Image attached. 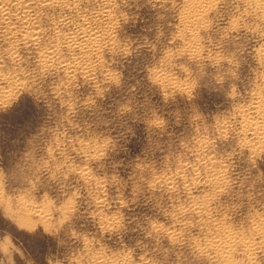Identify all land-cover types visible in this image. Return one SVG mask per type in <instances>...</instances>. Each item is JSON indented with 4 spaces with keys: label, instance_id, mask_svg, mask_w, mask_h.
Wrapping results in <instances>:
<instances>
[{
    "label": "rangeland",
    "instance_id": "1",
    "mask_svg": "<svg viewBox=\"0 0 264 264\" xmlns=\"http://www.w3.org/2000/svg\"><path fill=\"white\" fill-rule=\"evenodd\" d=\"M218 17L0 0V264H264V0Z\"/></svg>",
    "mask_w": 264,
    "mask_h": 264
},
{
    "label": "snow or ice",
    "instance_id": "2",
    "mask_svg": "<svg viewBox=\"0 0 264 264\" xmlns=\"http://www.w3.org/2000/svg\"><path fill=\"white\" fill-rule=\"evenodd\" d=\"M217 2L221 4V8H222V11H223V17H218V20L221 23H230L227 20V17H228V6H229V4L231 2H234V0H217ZM249 39H252V37H249ZM226 43L231 44L232 41L228 40V41H226ZM240 43H243V40H241ZM65 171H67V170H65ZM63 177H64V173L63 172L58 173L55 176V178L52 179V181L48 185H46V186H44V187H42L40 189L41 193L50 192L52 194V196L56 197L57 202L61 203L62 205L67 200L68 193L73 191V188H75V187H83L84 186L83 184L76 185L75 181L78 179V177L73 175L72 176L73 183H71L66 189L62 188L61 185L64 184ZM81 195L83 197H87V193L86 192L81 193ZM80 202H81V204H83L84 201L81 200ZM7 223L8 222L5 221V218L3 217L2 213H0V238H3V236H4V228L7 227ZM22 223H23V226L26 227V228L31 226V224L29 222H22ZM68 223H70V221ZM161 259H162V257H161Z\"/></svg>",
    "mask_w": 264,
    "mask_h": 264
}]
</instances>
